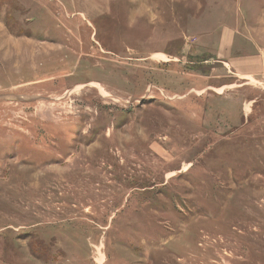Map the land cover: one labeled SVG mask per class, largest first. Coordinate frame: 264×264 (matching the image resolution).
Masks as SVG:
<instances>
[{"label": "rangeland", "instance_id": "rangeland-1", "mask_svg": "<svg viewBox=\"0 0 264 264\" xmlns=\"http://www.w3.org/2000/svg\"><path fill=\"white\" fill-rule=\"evenodd\" d=\"M262 53L264 0H0V264H264Z\"/></svg>", "mask_w": 264, "mask_h": 264}, {"label": "crops", "instance_id": "crops-1", "mask_svg": "<svg viewBox=\"0 0 264 264\" xmlns=\"http://www.w3.org/2000/svg\"><path fill=\"white\" fill-rule=\"evenodd\" d=\"M255 57H258V55H255ZM262 57H264V53H262Z\"/></svg>", "mask_w": 264, "mask_h": 264}]
</instances>
